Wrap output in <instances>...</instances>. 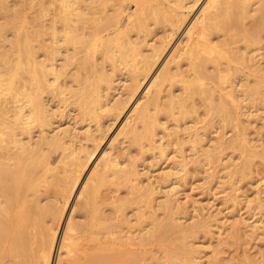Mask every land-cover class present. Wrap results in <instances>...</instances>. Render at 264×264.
I'll use <instances>...</instances> for the list:
<instances>
[{"label":"bare ground","instance_id":"1","mask_svg":"<svg viewBox=\"0 0 264 264\" xmlns=\"http://www.w3.org/2000/svg\"><path fill=\"white\" fill-rule=\"evenodd\" d=\"M258 109L264 0H0V264L216 263L188 164L238 202ZM257 197L218 242L264 236Z\"/></svg>","mask_w":264,"mask_h":264},{"label":"rangeland","instance_id":"2","mask_svg":"<svg viewBox=\"0 0 264 264\" xmlns=\"http://www.w3.org/2000/svg\"><path fill=\"white\" fill-rule=\"evenodd\" d=\"M253 112L254 115H250V111L242 115V120L249 130L250 142H256L257 145H260L261 142H264V111L258 109ZM258 113H260L259 116H257ZM233 132V129L228 128L227 136H231ZM212 134L216 135L217 131H214ZM134 153L138 154L139 149L136 148ZM148 156L150 159L152 158L150 154ZM231 156L235 160H239V154L230 150V153L225 156L223 162L226 163V160ZM256 166L257 170L252 177L244 180L235 179L236 184L241 187L235 191L237 194L236 198L239 201L233 202L232 200H224L229 192V188L225 191H220V189H223L220 179H226L224 174L227 168L224 165L218 167L220 168L219 171L212 166L209 172H214V177L208 181L203 177V171L197 167L194 161L188 164L192 178L189 179L190 182L188 181V184L186 183L187 185L185 184V187L187 186V191L190 193V196H185L183 193L181 195V201L187 204L191 216L196 215L194 218L209 213L217 216L216 220H213L208 227L198 231L196 241L201 246L210 247L211 249L214 246V249L208 253L210 259L214 260L216 258V263L213 264H260L264 262L256 261V258L264 260V256H262V253H264V236L262 234H258L257 236L247 235L243 229L232 240L218 242L219 239L217 238L219 236L220 224L224 220H227V217L230 218L232 212L235 213L236 217L244 219V226H249V221L255 218V213L258 212V208H252V204L257 200L258 195L264 196V162L259 157L256 158ZM212 191H214V194ZM230 193H233V191ZM249 198L253 199L252 203H248ZM132 212L130 210L129 214ZM190 218L193 219V217ZM247 219L249 221H246ZM244 228L246 229L247 227ZM223 236L226 237V233ZM211 243L212 246H210ZM205 259H207V256H205ZM205 264H208V262L206 261Z\"/></svg>","mask_w":264,"mask_h":264}]
</instances>
